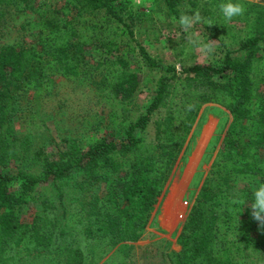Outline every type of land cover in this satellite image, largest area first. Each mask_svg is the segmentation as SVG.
I'll return each mask as SVG.
<instances>
[{"label":"trees","instance_id":"trees-1","mask_svg":"<svg viewBox=\"0 0 264 264\" xmlns=\"http://www.w3.org/2000/svg\"><path fill=\"white\" fill-rule=\"evenodd\" d=\"M77 1L74 13L68 5L55 9L53 14L61 15L56 21L37 0H0V21L10 13L36 17L31 43L0 46V167L25 159L36 166V173L0 171V264H30L45 257L60 264H93L116 244L138 241L204 104L223 108L230 121L175 237L177 250L162 252L161 261L264 264V226L251 215L253 192L264 183L262 26L234 51L221 45L216 63L193 65L179 74L139 49L146 66L161 73L153 82L150 75L129 70L121 57L109 60L121 44L120 29L131 34L112 9L115 0ZM182 1L162 0L171 16ZM88 50L99 52L102 62L86 65ZM57 78L90 87L100 108L109 106L105 125L123 124L121 137L103 132L84 147L75 138H63L49 154L38 148L30 157L29 142L15 135L12 117L36 116ZM151 82L148 103L135 114L130 103ZM17 93L31 95L29 110L20 114L14 113ZM157 112L153 140L144 142L142 134ZM68 179L76 194L68 210L56 188L55 200L39 201L30 222L18 220L15 211L36 202L38 185ZM162 245L167 249L169 244ZM129 250L119 248L104 264H125Z\"/></svg>","mask_w":264,"mask_h":264},{"label":"rangeland","instance_id":"rangeland-1","mask_svg":"<svg viewBox=\"0 0 264 264\" xmlns=\"http://www.w3.org/2000/svg\"><path fill=\"white\" fill-rule=\"evenodd\" d=\"M42 3L43 9L56 21L61 19L60 14H53L64 5L71 7L70 13L78 8L77 0H37ZM191 1V0H190ZM194 7L186 0L175 6L176 16L168 14L162 0H115L111 3L112 9L118 11L122 21L128 26L131 34L121 31V44L117 52L110 53L113 60L117 55L127 62L131 71L141 76L150 75L154 82L161 73L146 66L139 49L147 56L164 65L174 66L177 74L193 65L214 64L221 57V45L229 51L237 49L238 44L252 32L262 26L264 31V3L258 0H232L233 3L243 4L244 15L226 21L217 7L225 0H193ZM56 9V10H55ZM199 11L202 22L197 24L193 31L207 41H216L214 53L207 59L201 60L199 54L187 44L186 35L177 34L181 29L173 18L181 14L191 15ZM36 33L35 15L24 13H10L0 21V46L13 42L28 45ZM177 37V38H174ZM85 64L96 66L102 62V55L94 50L85 52ZM153 82L147 87H140L134 100L130 103L135 114L140 113L148 103L153 89ZM14 113L29 110L31 95L17 93L14 96ZM27 108V109H26ZM107 105L100 108L97 98L88 86H77L70 81L55 79L51 95L40 102L36 116H27L23 119L15 115L12 117V129L19 138L25 137L29 142V153L39 149L47 154L55 150V145L63 138H75L80 146L84 147L98 140L103 132H114V137H121L123 124L111 122L105 118L104 111ZM103 112V113H102ZM161 114L154 113L142 134L144 142H152V122ZM230 116L226 110L212 104L200 106L191 129L176 159V162L167 177L161 194L156 200L150 213L142 237L136 242L116 244L107 254L96 258L93 264L104 262L119 248H130L125 264H164L160 254L165 250H177L174 244L175 237L198 191V188L209 168L223 134L229 124ZM30 159L14 161L0 167L1 172L10 176L20 171L36 173V166ZM72 180L60 183H44L38 185L35 193L36 202L22 205L15 211L18 220L22 223L31 221L33 214L38 210V202L42 199L54 201L56 188L63 195V203L68 210L69 202L76 196L72 189ZM167 242V249L162 245ZM57 258L45 257L30 264H60Z\"/></svg>","mask_w":264,"mask_h":264},{"label":"clouds","instance_id":"clouds-1","mask_svg":"<svg viewBox=\"0 0 264 264\" xmlns=\"http://www.w3.org/2000/svg\"><path fill=\"white\" fill-rule=\"evenodd\" d=\"M139 3V0H137ZM220 13L226 21H231L234 17L244 15L246 9L243 4L232 0H225L218 6ZM174 21L179 25L181 31L177 34L181 37V33L186 35L187 44L192 47L198 54L201 60H207L215 51L216 41L208 39L205 41L199 34L198 31H193L197 24L202 22L200 12L193 11L191 15L181 14L179 18H173ZM177 38V37H174ZM253 203L251 204V215L255 221H258L264 226V183L260 184L253 192Z\"/></svg>","mask_w":264,"mask_h":264}]
</instances>
